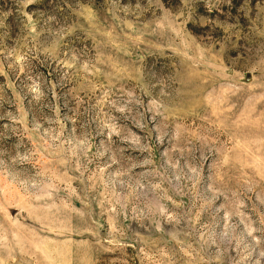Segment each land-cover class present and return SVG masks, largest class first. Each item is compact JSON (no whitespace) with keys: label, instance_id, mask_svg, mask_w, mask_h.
<instances>
[{"label":"rangeland","instance_id":"rangeland-1","mask_svg":"<svg viewBox=\"0 0 264 264\" xmlns=\"http://www.w3.org/2000/svg\"><path fill=\"white\" fill-rule=\"evenodd\" d=\"M0 264H264V0H0Z\"/></svg>","mask_w":264,"mask_h":264}]
</instances>
